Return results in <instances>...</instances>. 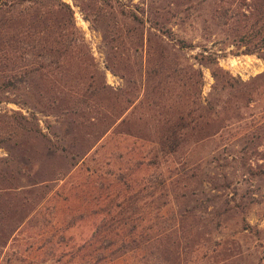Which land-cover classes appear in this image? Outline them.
<instances>
[{
  "label": "rangeland",
  "instance_id": "1",
  "mask_svg": "<svg viewBox=\"0 0 264 264\" xmlns=\"http://www.w3.org/2000/svg\"><path fill=\"white\" fill-rule=\"evenodd\" d=\"M54 83L96 93L55 102ZM189 114L196 130L164 154L158 120ZM0 140V170L46 186L24 218L0 207L14 230L0 264H68L120 173L127 198L167 178L150 264H264V0H6Z\"/></svg>",
  "mask_w": 264,
  "mask_h": 264
},
{
  "label": "trees",
  "instance_id": "2",
  "mask_svg": "<svg viewBox=\"0 0 264 264\" xmlns=\"http://www.w3.org/2000/svg\"><path fill=\"white\" fill-rule=\"evenodd\" d=\"M5 1L0 0V4ZM30 1L36 3L44 0ZM10 85L14 88L18 86L15 84ZM39 88L41 89V86ZM93 88L92 85H89L85 92L79 93L72 90V88H66L64 85L58 83L56 85L54 83L51 86V91L55 92L56 96H52L55 102L58 100L57 95L62 96L65 92L64 90H66L77 104H86L90 96L92 97L96 93ZM74 115L77 116L78 114ZM158 124H160L159 126L163 131L160 134L159 143L162 144L161 151L164 154L175 153L183 138L187 137L189 130H196L195 127L198 126L197 120L192 118L190 114L187 117L182 116L177 122L171 116L164 115L158 120ZM20 126L25 128L23 130H30L21 124ZM129 131L130 134L135 135L133 131ZM2 141L4 140H0V145ZM12 177L0 170V207L10 210L12 206V210H15V215L19 216L17 218H24L26 217L24 216L26 213L25 207L27 205L31 206L33 202L43 198V190L46 186L42 184L43 181L32 180L30 176H28L29 184L25 185L22 184L21 179ZM101 182L103 184H100V192H109L110 186L106 187L104 182ZM130 183L131 180L128 179V176L120 173L111 180V185H116V189L111 194L112 198L98 196L95 205L99 206V208H96L90 214L86 212V217L89 215L102 216L101 225L94 233V239L80 245L71 254V261L68 264L115 263L129 255H134L132 257H135V255L140 256L141 264H150L151 261H155L157 248L162 246L167 237L163 231L166 230L164 224L168 221L165 215L162 214L161 208L155 207V210H151V208H154L157 199L156 195L163 191L167 178L161 174L158 178L151 179L146 189H139L137 193L127 198L123 195L124 191L127 190L126 187H130ZM14 202H18L16 209H13ZM8 217L7 213H0V250L5 246L4 244L10 238L12 231H14L12 226L5 223L8 221ZM81 218H85V215L82 214ZM99 234L102 236L97 237ZM97 238L102 239L97 240ZM65 240L67 239L62 234L59 242H65ZM48 245L49 243L41 248H46Z\"/></svg>",
  "mask_w": 264,
  "mask_h": 264
}]
</instances>
